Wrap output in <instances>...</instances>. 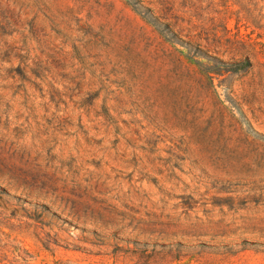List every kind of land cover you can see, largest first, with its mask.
<instances>
[{"label": "rangeland", "instance_id": "1", "mask_svg": "<svg viewBox=\"0 0 264 264\" xmlns=\"http://www.w3.org/2000/svg\"><path fill=\"white\" fill-rule=\"evenodd\" d=\"M263 16L0 0V264H264Z\"/></svg>", "mask_w": 264, "mask_h": 264}, {"label": "trees", "instance_id": "2", "mask_svg": "<svg viewBox=\"0 0 264 264\" xmlns=\"http://www.w3.org/2000/svg\"><path fill=\"white\" fill-rule=\"evenodd\" d=\"M259 1L264 2V0ZM262 18H264V16ZM258 38H263V36L259 35ZM235 39L236 49L233 54V59L225 61L216 55H211L209 51H205V54L209 58L220 61L221 63L226 64L228 66H233L237 70H252L255 67L254 60L259 53L258 48H264V43H261L260 41H254L250 37L235 36ZM181 42H184V40L181 39Z\"/></svg>", "mask_w": 264, "mask_h": 264}]
</instances>
